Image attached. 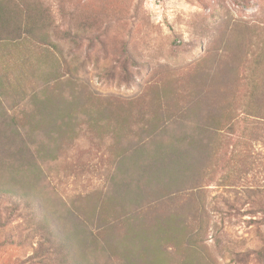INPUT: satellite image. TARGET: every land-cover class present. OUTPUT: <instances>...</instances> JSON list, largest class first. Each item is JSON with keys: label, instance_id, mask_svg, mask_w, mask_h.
Instances as JSON below:
<instances>
[{"label": "rangeland", "instance_id": "1", "mask_svg": "<svg viewBox=\"0 0 264 264\" xmlns=\"http://www.w3.org/2000/svg\"><path fill=\"white\" fill-rule=\"evenodd\" d=\"M14 1L18 31L0 36V111L20 119L33 112L40 123L35 102L75 95L91 110H112L124 143L152 115H170V129H205L191 172L198 179L164 188L150 210L166 228L174 217L181 245L156 240L131 264H264V0ZM77 109L78 135L61 140L57 159L36 155L30 143L22 156L36 169L19 168V179L33 178L52 219L55 212L81 215L90 240L98 238L97 246L84 245L86 264H127L121 255L133 237L123 242L122 232L92 221L95 192L112 188L110 149L119 146L110 130L88 128ZM9 164H0V174L11 173ZM24 203L9 217L14 202L0 199V264H78L82 252L67 233L74 223L53 219L49 230L55 223L65 235L47 241L24 218ZM189 256L194 262H185Z\"/></svg>", "mask_w": 264, "mask_h": 264}, {"label": "trees", "instance_id": "2", "mask_svg": "<svg viewBox=\"0 0 264 264\" xmlns=\"http://www.w3.org/2000/svg\"><path fill=\"white\" fill-rule=\"evenodd\" d=\"M18 7L16 1L12 4V0H0V36L2 33L18 31L15 19L16 13L19 16ZM34 104L37 107L35 112L40 123L33 121L35 118L33 112L30 115L27 113L20 119L7 110L0 111V164L10 162L9 166L12 169L9 175L0 174V194L7 196L10 201L14 202L9 217H12L16 212L21 213V210L23 211L22 202H25L24 204L29 209L24 208L25 211L29 210V214L27 213L24 218L27 221L29 218L34 220L35 234L38 233L37 231L43 230V237L47 241L52 239L53 233L58 237L65 235L63 228L55 224L57 219L72 221L74 228L67 229V233L73 235L70 240H76L77 251L82 252L76 261L78 264H86L87 260L83 257L84 245L91 243L97 246L95 241H98V238L94 237L90 240L87 234L88 230L83 227H87L86 222L79 219L81 215L72 210H70L69 215L62 213L57 215L55 212L52 216L55 223L52 230H49V222H52L53 219L49 217L51 216L48 215L49 213L47 214V208L41 207L47 200L42 197V201L38 203L36 182L33 181L32 177V182L22 177L20 180L18 175V169L24 168L25 165L24 169L28 166L29 170L32 169L30 166L36 169L33 159L28 161L22 156L24 153L32 151L33 146L30 143L37 145L36 152H34L36 155L51 159L58 158L61 140L72 141L80 131L78 123L76 125V120H79L77 108L80 107L81 114L87 117L88 128L93 129V131L104 129L106 133L110 130L115 139L113 145L119 146L117 152L110 149L116 155L117 162L112 177V188L100 193L95 192V198L92 199L94 202L92 221L96 222L97 229L107 225L111 232H122L123 242L125 239L129 240V237H133V240L130 241L131 246L129 244L128 246L124 245L121 256L125 260H120V262L131 264L130 258L134 254L148 251L156 240L162 247L168 241L181 245L182 235L177 238L181 231L174 223V217L172 216L168 220L171 221V227L166 228L160 224L158 216L150 215V210L155 207V202H159L163 198L162 190L164 188H172L176 185L180 189L185 188L184 185L190 179H198L197 175L191 172L195 171L196 160L200 159L203 149L202 140L204 136L202 134L205 129L202 126L191 131L170 129L169 121L172 120L170 115H166L168 119L164 118L163 115H152L140 127L139 136L129 138L124 143V135L121 133L123 128L112 129V110L108 109L107 106L91 110L92 108L87 105V99L83 101L82 98H76L75 95L71 100L60 97L59 101L55 102L48 97ZM24 118L25 121H22ZM42 123L43 125H41ZM178 124L181 125L182 123ZM179 127L185 128L184 125ZM110 148L114 147L111 145ZM48 152L50 153L49 156ZM186 172H188L187 175L184 174ZM87 198L90 199L91 197L87 196ZM33 200V203H37L41 208L42 215L33 209ZM55 204L61 205L57 202ZM96 219L100 222L97 223ZM155 219L156 223L152 226L151 224ZM149 222H151L149 224L151 227L148 225ZM118 228H122L123 231ZM150 232L151 235H149ZM193 236L188 235L190 242ZM70 240L66 239L63 243L69 254L71 250L68 248L73 245H70ZM105 243L109 247H114L112 239L107 238ZM142 258V260H146V257ZM164 259L158 260L157 258L158 261L156 260L155 264H163ZM187 259L186 263L194 262L193 256H189Z\"/></svg>", "mask_w": 264, "mask_h": 264}]
</instances>
